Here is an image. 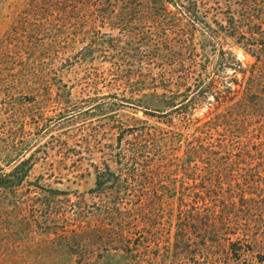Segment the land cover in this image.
<instances>
[{
  "label": "rangeland",
  "instance_id": "374dc122",
  "mask_svg": "<svg viewBox=\"0 0 264 264\" xmlns=\"http://www.w3.org/2000/svg\"><path fill=\"white\" fill-rule=\"evenodd\" d=\"M31 3L0 0V264L179 263L170 259L180 186H159L163 194L146 199L150 212L123 251L111 243L121 218L106 207L131 197L115 177L97 190L96 176L116 174L118 153L144 124L177 118L161 114L194 86L189 73L212 72L231 54L243 68L252 63L233 26L264 22V2L132 0L105 8L89 0L64 18L69 28L50 18L48 31ZM207 112L204 104L192 118ZM95 224L107 231L90 234L82 252L59 236ZM209 239L197 231L184 245L206 258L215 247Z\"/></svg>",
  "mask_w": 264,
  "mask_h": 264
},
{
  "label": "trees",
  "instance_id": "16d2710c",
  "mask_svg": "<svg viewBox=\"0 0 264 264\" xmlns=\"http://www.w3.org/2000/svg\"><path fill=\"white\" fill-rule=\"evenodd\" d=\"M87 1L32 0L28 6L45 16L39 24L48 31L47 26L56 20L63 28H69L64 18ZM92 1L105 8L117 1L132 2ZM50 18L52 22H48ZM59 30L56 34H62ZM233 37L252 63L243 68L231 54L230 61L219 60L212 72L189 73L186 78H194V86H186V94L178 96L181 101L161 114H176L177 118H160L164 121L157 122L159 125L144 124L133 141L118 153L116 174L108 169L97 174V190L115 177L124 188V195L129 193L131 197L105 205L108 213L121 218L122 228L111 241L120 245V250L128 247L134 235L130 231L139 228L144 214H149L146 199L162 195L158 187L170 184L180 186L173 192L179 198L174 210L172 263L264 264V22L254 21L246 28L235 25ZM63 43L60 41L57 46ZM46 48L42 41L39 49ZM227 68L232 72L223 76ZM204 104L208 110L205 117L192 118ZM23 163L25 160L20 165ZM189 186L193 191H188ZM129 188L132 189L128 191ZM106 231L97 224L75 226L69 232L62 230L59 236L68 244L76 242L82 252L90 234L97 236ZM197 231L210 237L208 242L215 245L206 258L202 251L190 252L184 245Z\"/></svg>",
  "mask_w": 264,
  "mask_h": 264
}]
</instances>
